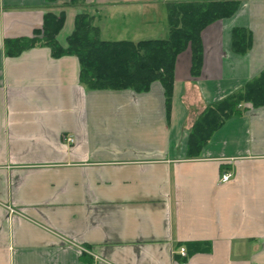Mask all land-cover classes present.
Returning a JSON list of instances; mask_svg holds the SVG:
<instances>
[{"label": "crops", "instance_id": "0c3cea01", "mask_svg": "<svg viewBox=\"0 0 264 264\" xmlns=\"http://www.w3.org/2000/svg\"><path fill=\"white\" fill-rule=\"evenodd\" d=\"M71 1L0 0V264H264V105L243 102L202 147L189 142L207 106L264 71V0H234L201 32L198 77L178 54L169 110L160 82L87 90L75 57H9L4 42L41 33L45 13L63 17V48L81 12L104 41L169 36V3L207 0Z\"/></svg>", "mask_w": 264, "mask_h": 264}, {"label": "trees", "instance_id": "16d2710c", "mask_svg": "<svg viewBox=\"0 0 264 264\" xmlns=\"http://www.w3.org/2000/svg\"><path fill=\"white\" fill-rule=\"evenodd\" d=\"M78 3L79 0L71 1V5ZM238 5L234 0L169 3V36L166 39L137 42L101 40L93 17L81 12L74 19V29L67 38L65 48L56 39L63 25V17L45 13L41 33L33 38L7 39L4 50L7 56L16 57L25 50L43 46L50 50L53 58L73 56L79 65V83L91 91L129 89L143 93L148 91L153 82H160L169 110L176 57L189 49L190 73L198 77L203 60L201 32L212 23L231 17ZM250 45L248 30L240 27L232 30V49L236 54H245ZM243 102L255 107L264 105V71L241 89L207 106L192 126L189 142L202 147L226 119L240 114L238 106Z\"/></svg>", "mask_w": 264, "mask_h": 264}, {"label": "built area", "instance_id": "2783aa9c", "mask_svg": "<svg viewBox=\"0 0 264 264\" xmlns=\"http://www.w3.org/2000/svg\"><path fill=\"white\" fill-rule=\"evenodd\" d=\"M69 142L71 141L70 138L67 139ZM232 172L231 171H223L219 177V183L223 184V183H227L232 179ZM178 253L183 256L186 257V250L185 248L181 247L178 250Z\"/></svg>", "mask_w": 264, "mask_h": 264}, {"label": "rangeland", "instance_id": "374dc122", "mask_svg": "<svg viewBox=\"0 0 264 264\" xmlns=\"http://www.w3.org/2000/svg\"><path fill=\"white\" fill-rule=\"evenodd\" d=\"M165 30H166V28H165ZM166 32L167 31H164L163 29H162V27H157V28H155V31L152 33L153 34V36L152 37H144V40H147V39H165V38H167V34H166ZM149 36V35H148ZM103 38H105V37H103Z\"/></svg>", "mask_w": 264, "mask_h": 264}]
</instances>
